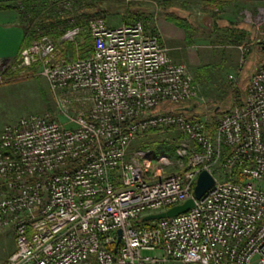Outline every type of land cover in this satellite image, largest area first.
Instances as JSON below:
<instances>
[{"label": "built area", "instance_id": "built-area-1", "mask_svg": "<svg viewBox=\"0 0 264 264\" xmlns=\"http://www.w3.org/2000/svg\"><path fill=\"white\" fill-rule=\"evenodd\" d=\"M40 6L50 22L18 3L33 34L0 59V84L43 77L60 118L28 114L0 134V232L15 231L5 264H264V62L212 133L217 105L144 21L74 16L78 0ZM79 102L88 107L73 116ZM174 130L186 136L175 157L132 149ZM203 170L216 182L193 208L137 224L193 198Z\"/></svg>", "mask_w": 264, "mask_h": 264}, {"label": "rangeland", "instance_id": "rangeland-1", "mask_svg": "<svg viewBox=\"0 0 264 264\" xmlns=\"http://www.w3.org/2000/svg\"><path fill=\"white\" fill-rule=\"evenodd\" d=\"M78 1L82 8V1ZM120 7L134 14L133 21H144L147 27L159 36L161 23H170L183 29L184 40L174 38L171 43L162 41L169 47L170 56L174 61L187 65L199 85V95L203 101L221 105L223 111L231 110L242 100L251 74L264 62L249 60L251 53L253 56L258 52L263 54L261 50H264V0H237L222 8L219 5L211 6L202 0H187L184 3L174 1L171 4L160 1L152 3L148 0L146 4L139 5L140 8L129 5L125 0H88L84 8L74 9V16L82 12L87 15L101 12L109 25L117 26L125 22L123 15L118 13ZM46 12V9L40 6L33 13L47 23L50 21H47ZM170 13L186 19L185 26L184 23L178 24L174 17H169ZM240 31H245V37L240 38ZM244 41L249 43V52L241 50L238 45L239 55L236 61H216L211 56L215 52L220 54L228 50L226 45L241 44ZM175 54L183 58L178 60ZM232 57L236 58L234 53ZM237 88L241 100H238L235 94ZM87 107L85 102L75 104L73 116ZM47 112L60 118L55 99L43 77L21 78L0 84V134L5 126L17 122L23 116ZM218 117L211 113L208 117L210 125L215 123ZM185 138L184 133L176 130L151 133L132 143V149L143 147V143L150 144L149 148H152L153 143L162 141L176 145L178 140ZM190 145L193 146V143L190 142ZM14 251L15 231L10 227L0 232V264H5Z\"/></svg>", "mask_w": 264, "mask_h": 264}, {"label": "crops", "instance_id": "crops-1", "mask_svg": "<svg viewBox=\"0 0 264 264\" xmlns=\"http://www.w3.org/2000/svg\"><path fill=\"white\" fill-rule=\"evenodd\" d=\"M24 1H37V0H0V59H16L19 56L21 49L27 46L30 42V34L26 30V25L22 20V16L18 8H15V5ZM40 1V0H38ZM152 3H156L160 1L161 3H172L174 1H182V3L187 0H150ZM189 1V0H188ZM206 4L211 6L216 3L219 7H225L232 2H236L237 0H202ZM148 2V1H147ZM146 3V2H145ZM184 7V6H182ZM173 8V6H172ZM126 8L120 7L119 12L123 15V19L125 22H133L132 19L134 14L125 10ZM127 16V17H125ZM125 17V18H124ZM113 26V25H111ZM160 38L165 42H173L174 38L185 39L183 29H180L173 24L170 23H161L160 27ZM216 33V30H215ZM244 33V35H243ZM240 38L245 37V31H240ZM238 44H230L226 45L227 48L232 51H224L223 53L218 54L217 52L211 55L214 57L216 61H226L235 59L238 60ZM179 48V47H178ZM235 54L236 58L232 57V54ZM230 54V55H229ZM176 59H182L183 57H177L179 54H175ZM252 61H264V52L260 54V52L250 54L249 60Z\"/></svg>", "mask_w": 264, "mask_h": 264}, {"label": "trees", "instance_id": "trees-1", "mask_svg": "<svg viewBox=\"0 0 264 264\" xmlns=\"http://www.w3.org/2000/svg\"><path fill=\"white\" fill-rule=\"evenodd\" d=\"M43 0H40V1H24V2H22L23 4H24V6H25V8H26V10L27 11H32V12H34L37 8H39V5H40V3L42 2ZM216 5V3H214V5L213 6H215ZM15 8H18V4H16L15 5ZM21 13V12H20ZM21 16H22V20L24 21V14L23 13H21ZM170 16H172V17H174L175 19L174 20H176L177 21V23L178 24H181L182 23V25H183V23H184V26H185V24H186V22H187V20L186 19H184V18H180V17H176V16H174L172 13H170V15H169V17ZM171 17V19H173ZM32 21H33V19H31V20H29L28 22H27V24H25V25H27L26 26V30H27V32L29 33V34H31V36H32V34H33V29H32ZM24 23H25V21H24ZM53 34H55V35H57L58 33H56V31L54 32H52ZM30 36V37H31ZM262 52H264V50L262 49L261 50ZM246 91H247V88H246ZM246 91H245V93H246ZM239 93H240V91H239V89L237 88L236 90H235V94L238 96L239 95ZM245 95V94H244ZM243 95V96H244ZM238 100H241V98H240V96H238ZM241 102H242V100L241 101H238V103H236V106H241ZM229 110H225V111H223V109L221 108V105H217L216 107H215V109H214V112H213V114L214 115H216V116H220V115H222L223 113H225V112H228ZM189 118L190 119H194L195 118V116L194 115H191V116H189ZM215 124H216V122L215 123H213L212 125H210V130H211V132L213 133L214 131H215ZM144 148H146V147H150L149 145L150 144H145V143H143V144H141ZM152 149H153V151L156 153V154H161V153H166V154H168L169 156H171V157H175V155H176V148H177V145H174L173 143L171 144V143H167V142H161V143H153L152 145ZM230 152H231V150H230V148L229 147H227V146H224V156L222 157V161H225V159L227 158V156H229L230 155ZM236 170H238V167H237V169ZM154 221H150V222H146V221H144L143 220V218H141L140 220H138L137 221V224L138 225H145V226H151V224L153 223Z\"/></svg>", "mask_w": 264, "mask_h": 264}, {"label": "water", "instance_id": "water-1", "mask_svg": "<svg viewBox=\"0 0 264 264\" xmlns=\"http://www.w3.org/2000/svg\"><path fill=\"white\" fill-rule=\"evenodd\" d=\"M215 182H216L215 178L208 170L201 171L194 188L193 198H189L185 202L175 205L165 211L145 215L143 217V220L146 222H150L164 218H171L173 216L188 212L191 208L195 206V200L201 199L215 185ZM121 233L122 230L121 229L118 230V234H119L118 241L121 238Z\"/></svg>", "mask_w": 264, "mask_h": 264}]
</instances>
